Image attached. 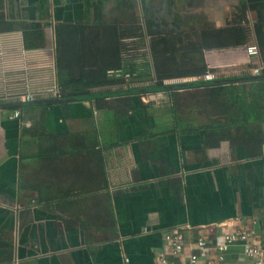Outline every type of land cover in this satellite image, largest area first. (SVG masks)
Here are the masks:
<instances>
[{
  "label": "crops",
  "instance_id": "1",
  "mask_svg": "<svg viewBox=\"0 0 264 264\" xmlns=\"http://www.w3.org/2000/svg\"><path fill=\"white\" fill-rule=\"evenodd\" d=\"M243 2L0 0V105L26 94L67 99L57 83L59 25H126L130 11L144 23L160 11L170 22L180 16L189 32L220 29ZM255 17L249 12L251 29ZM25 31L42 32L45 44L27 46ZM251 36L248 45L202 54L160 48L168 61L161 73L191 72L165 85L203 82L196 73L204 66L215 81L233 82L127 94L149 88L144 75L156 77L146 35L124 40L142 76L133 83L0 109V264H156L176 230L192 244L257 223L264 240V79L247 80L264 55L248 56ZM228 260L250 264L240 247Z\"/></svg>",
  "mask_w": 264,
  "mask_h": 264
},
{
  "label": "trees",
  "instance_id": "2",
  "mask_svg": "<svg viewBox=\"0 0 264 264\" xmlns=\"http://www.w3.org/2000/svg\"><path fill=\"white\" fill-rule=\"evenodd\" d=\"M249 12L256 14L252 29ZM126 18L129 21L126 25H123L122 21H117L96 27L87 24L57 26V83L61 98L84 97L96 91L109 92L116 87L121 89L120 86L127 82L126 79L109 75L110 70L129 73L131 78L128 83L142 78L134 71L135 63L132 59L125 56L128 48L124 40L127 38L143 39L146 35L152 37L151 51L155 61L156 77L153 73L144 75L150 84L149 88L165 86L164 78L191 74V72L161 73L160 67L168 63L167 59L164 62L161 58L162 47L163 51L174 57L186 52L202 54L204 50L248 45L252 42L251 35L254 31L260 52L264 55V4L259 5V0H249V4L241 3L226 26L220 29L201 26L198 29H190L189 32L186 22L180 16L171 15L170 18L175 22H170L160 11H156L144 23L137 12L130 11ZM169 26L170 29H167ZM13 28L8 25L6 29ZM24 35L27 46L41 47L45 44L43 33L40 31L35 33L25 31ZM34 38L42 41L35 43ZM189 38L193 39L187 42L186 39ZM206 73L207 69L204 66L196 74L202 77ZM121 105L126 108L133 107L132 99L123 97Z\"/></svg>",
  "mask_w": 264,
  "mask_h": 264
},
{
  "label": "built area",
  "instance_id": "3",
  "mask_svg": "<svg viewBox=\"0 0 264 264\" xmlns=\"http://www.w3.org/2000/svg\"><path fill=\"white\" fill-rule=\"evenodd\" d=\"M246 51L251 58H258L261 54L257 44L247 46ZM108 74L125 78L126 81L131 78L129 73L122 70H110ZM253 75H264V64L253 68ZM199 79L211 82L217 79V75L207 72ZM18 101L30 103L35 101V98L26 94L20 96ZM15 115L19 117L20 112L17 111ZM164 239L165 244L156 264H229L228 257L239 247L250 264H264V240L257 223L253 227L224 232L216 241L201 236L194 243H187L184 234L178 230L166 233ZM126 262L129 260L126 259Z\"/></svg>",
  "mask_w": 264,
  "mask_h": 264
},
{
  "label": "water",
  "instance_id": "4",
  "mask_svg": "<svg viewBox=\"0 0 264 264\" xmlns=\"http://www.w3.org/2000/svg\"><path fill=\"white\" fill-rule=\"evenodd\" d=\"M246 79V78H245ZM243 79V80H245ZM264 79V75L262 76H255V77H248L247 80H262ZM239 80V79H237ZM242 80V79H241ZM234 80H223V81H211V82H194V83H186V84H175V85H165L163 87H150V88H145V89H140V90H129L126 91L127 94H137V93H147V92H158V91H173V90H178V89H188V88H193V87H200V86H209V85H215V84H221V83H227V82H233ZM124 92H117V93H108L110 95H118ZM84 97H74V98H67V99H53V100H35L30 103H16V104H3L0 105V109H8V108H18V107H23V106H28V105H40V104H48L51 102H62V101H75L79 100Z\"/></svg>",
  "mask_w": 264,
  "mask_h": 264
}]
</instances>
